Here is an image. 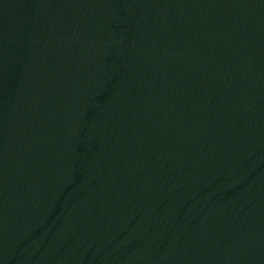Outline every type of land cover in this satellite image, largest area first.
<instances>
[{"label": "water", "instance_id": "95a60500", "mask_svg": "<svg viewBox=\"0 0 264 264\" xmlns=\"http://www.w3.org/2000/svg\"><path fill=\"white\" fill-rule=\"evenodd\" d=\"M0 264H264V0H0Z\"/></svg>", "mask_w": 264, "mask_h": 264}]
</instances>
